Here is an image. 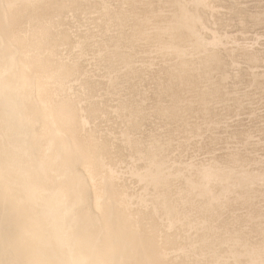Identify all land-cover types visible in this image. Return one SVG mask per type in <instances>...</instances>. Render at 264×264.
Segmentation results:
<instances>
[{
	"label": "bare ground",
	"instance_id": "1",
	"mask_svg": "<svg viewBox=\"0 0 264 264\" xmlns=\"http://www.w3.org/2000/svg\"><path fill=\"white\" fill-rule=\"evenodd\" d=\"M13 2L38 7L0 9V206L28 258L260 264L264 0ZM100 196L120 244L93 250Z\"/></svg>",
	"mask_w": 264,
	"mask_h": 264
},
{
	"label": "snow or ice",
	"instance_id": "2",
	"mask_svg": "<svg viewBox=\"0 0 264 264\" xmlns=\"http://www.w3.org/2000/svg\"><path fill=\"white\" fill-rule=\"evenodd\" d=\"M35 4H18L13 0H0V9L17 8H35ZM9 32V38L15 39L12 31ZM3 46V40L0 39V47ZM16 52V49H12ZM32 166L38 167L36 161L32 159ZM10 161L5 155L4 161L0 163V181H3L10 170ZM103 196L97 199L96 213H87L86 223L82 227V233L85 242L93 249L104 247H117L120 244L117 233L120 231V225L115 217L109 212L104 214ZM30 246L28 239L18 226L13 212L11 211L7 199L0 206V264H63V262L38 260L28 258ZM72 264H136V262H123L119 260L109 261H75ZM196 264V262H193ZM260 264H264V259Z\"/></svg>",
	"mask_w": 264,
	"mask_h": 264
}]
</instances>
